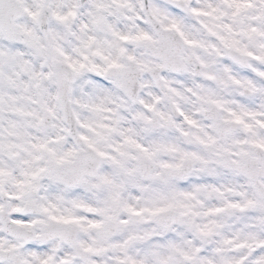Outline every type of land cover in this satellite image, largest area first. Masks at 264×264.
Wrapping results in <instances>:
<instances>
[{
  "label": "snow or ice",
  "instance_id": "6c2138e0",
  "mask_svg": "<svg viewBox=\"0 0 264 264\" xmlns=\"http://www.w3.org/2000/svg\"><path fill=\"white\" fill-rule=\"evenodd\" d=\"M0 264H264V0H0Z\"/></svg>",
  "mask_w": 264,
  "mask_h": 264
}]
</instances>
